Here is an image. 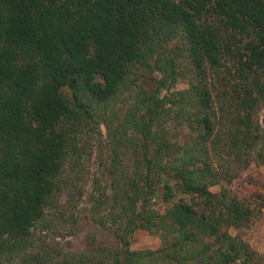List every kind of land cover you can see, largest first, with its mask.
Returning <instances> with one entry per match:
<instances>
[{"label":"trees","instance_id":"16d2710c","mask_svg":"<svg viewBox=\"0 0 264 264\" xmlns=\"http://www.w3.org/2000/svg\"><path fill=\"white\" fill-rule=\"evenodd\" d=\"M181 58L188 87L162 97L186 77ZM137 73H158L156 89L124 109L104 167L120 176L117 193L95 207L117 245L55 247L58 264L258 263L230 233L249 227L253 208L221 184L264 163V0H0V264L33 248L32 231L73 184L65 173L85 155L83 134L101 137V123L117 134L106 113ZM138 230L161 247L131 250Z\"/></svg>","mask_w":264,"mask_h":264},{"label":"rangeland","instance_id":"374dc122","mask_svg":"<svg viewBox=\"0 0 264 264\" xmlns=\"http://www.w3.org/2000/svg\"><path fill=\"white\" fill-rule=\"evenodd\" d=\"M179 42L172 43L175 47ZM180 45V44H179ZM180 70L186 72L185 78H178L175 86L170 90H161L162 97L170 96V93L186 90L188 87V78H191V68L186 58L179 60ZM189 71H188V70ZM154 77H159L158 73L153 75L137 73V81L129 90H122L119 94L115 105L108 110L107 118L114 127H118L117 134L106 129L105 124L101 123L99 129L101 137L95 133L88 131L83 134V139L89 141V145L84 144V157L79 161L78 166L73 163L68 166L65 173L68 179L73 181V184H68L63 188L61 196L59 197V205L56 210L46 213L44 223L37 225V228L32 231L33 248L25 250L19 255L6 256L3 258V264H32L28 257L38 256L42 258V254H49V258H44L40 264H58V257L53 255L50 249L59 247L63 252H84L97 246L111 245L115 247L117 243L114 239L97 226L95 220L97 215L101 212H95L96 204L100 196H106L110 193H117L114 186L110 187L113 180H119L118 175H108L104 169L111 161L109 157V144L118 143L121 138L122 128L120 127L123 120L124 109L132 105L134 98L142 90L154 91L156 87L154 84ZM170 91V92H169ZM264 117V110L259 112V121L262 122ZM171 126L166 124V127ZM176 132V131H175ZM87 133V134H86ZM174 133H172L173 135ZM88 135V136H87ZM189 133L185 130L180 134V143H183L185 138L188 139ZM134 137V134H133ZM114 141V142H112ZM124 141V140H123ZM124 144V146H123ZM132 149L124 141L119 145L118 151L123 154L121 157V164L125 166L128 176L134 170V158ZM90 152V155H87ZM137 154V153H136ZM66 175L64 179H66ZM126 178V177H125ZM122 181H126L127 179ZM107 183V187L105 186ZM221 187L227 189L231 194L246 201L251 208H253V220L248 228L240 230H231L232 235H238L242 238L249 247L258 255V263L264 264V163L252 162L248 167L239 168L236 171V177L230 184L223 182ZM122 189V187H120ZM220 187H214L212 192L217 193ZM161 213L164 212V206L161 203L155 206ZM103 210L104 208H97ZM108 215L103 213L102 216ZM46 229L42 230V227ZM161 247L160 240L150 235L149 233L138 230L130 239L131 250H157ZM35 262H33L34 264ZM36 264V263H35ZM39 264V263H38Z\"/></svg>","mask_w":264,"mask_h":264}]
</instances>
